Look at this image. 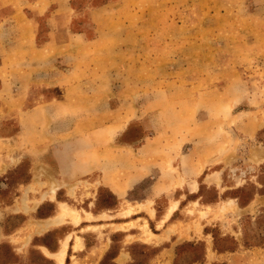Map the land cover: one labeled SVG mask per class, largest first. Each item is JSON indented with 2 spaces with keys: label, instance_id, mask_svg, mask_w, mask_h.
<instances>
[{
  "label": "rangeland",
  "instance_id": "rangeland-1",
  "mask_svg": "<svg viewBox=\"0 0 264 264\" xmlns=\"http://www.w3.org/2000/svg\"><path fill=\"white\" fill-rule=\"evenodd\" d=\"M17 1L23 4L24 24L12 20ZM0 13L9 31L4 56L10 80L17 83L25 63L46 64L50 69L44 76L74 81L39 90L47 97L69 92L60 109L71 113L51 123L43 110L31 115L24 122L28 143L51 132V144L61 146L66 161L91 169L62 182L61 223L55 230L32 235L33 219L49 213L50 206L0 217L1 232L18 230L16 241L25 245L13 250L2 240L0 264H55V255L44 257L38 245L54 249L58 239L70 236L76 243L63 264H115L128 255L134 259L128 264H150L156 246L124 238L123 232L138 228L150 234L145 219L132 217L142 227L129 215L142 208L140 199L157 170L199 171V195L206 201L217 196L207 187L213 170L222 173L223 187L238 185L223 195L237 196L241 204L257 190L264 194V0H0ZM67 28L93 42L74 40L64 52L33 50L48 39L47 32ZM21 31L25 37L20 39L27 42L35 36L33 48L17 44ZM33 155L30 151L0 179L6 202L24 184ZM40 159L53 160L48 152ZM135 174L142 179L133 184ZM118 176L127 190L121 197L101 181ZM65 190L71 197L63 195ZM161 203L158 198L154 204L158 214ZM125 217L127 222L120 223ZM211 231L218 247L231 246L217 227ZM81 240L86 247L76 250ZM96 241L106 245L97 254ZM201 248L198 242L176 246L174 264H190Z\"/></svg>",
  "mask_w": 264,
  "mask_h": 264
},
{
  "label": "crops",
  "instance_id": "crops-1",
  "mask_svg": "<svg viewBox=\"0 0 264 264\" xmlns=\"http://www.w3.org/2000/svg\"><path fill=\"white\" fill-rule=\"evenodd\" d=\"M20 5L23 4L19 1L13 4L14 10L11 16L12 20L16 18L18 23L24 24ZM89 14L91 16L92 11ZM3 18L4 14L0 13V179L2 177L6 179L7 171L20 164L30 151L36 152V155H33L30 166H28V176L24 184L16 189L18 193L15 192L7 202L0 197V217L14 212L29 214L42 206H50L49 213L32 218L35 221L31 226L32 235H44L55 230L61 223L58 222V214L61 212L63 204L62 199H59V195H62V182L88 173L91 169L86 167V169L79 170L80 167H77V163L73 162L72 158L66 161L62 157L61 146L51 144L54 138L51 132H47L48 136L44 134V138L38 134L37 139L28 143L24 122L31 115L43 110L42 113L49 118L51 123V118L55 116L66 118L71 113L69 108L60 109L61 105L68 102L71 95L69 92L58 97H47L39 90L43 89L44 91L54 85L65 86L68 81H74L69 80L68 77L44 76L43 74H46L50 69V66L47 67L46 64L42 67L31 65L25 67V63L19 67L20 79H15L17 83L10 80L8 69L5 68L4 56L9 48L6 42L9 39V31L3 29L5 25V21H2ZM98 30L97 37L101 34V30ZM46 36L48 39L40 47L34 49L31 42L35 41V36L31 34L29 42H27L20 39L25 37V32L21 31L16 35L19 38L17 44L26 48L27 43L28 47L33 48L36 52L45 47H55L53 51L63 48L64 52L68 50L74 40L93 42L86 37V33L71 32L69 28L49 31ZM32 70L40 72L41 75H36L37 72L34 73ZM30 100L34 101L28 106ZM39 102L44 103L40 105ZM40 107L42 109H39ZM44 152H48L53 159L51 163L46 162V159L45 161L40 159V154L43 155ZM260 159L262 160L263 157ZM49 171L51 172L49 173ZM198 173L199 171L189 170L185 174L178 172L177 175L174 172L157 170L146 197L140 199L142 208L129 215L130 219L136 221L135 223H140L142 227H145V224H141V220H135L132 217L134 215L137 216L135 218L145 219L146 228L150 234H144L136 228L135 233L123 232V237L131 235L132 239L145 241L152 247L156 246L154 255L156 258L150 264H174V259L177 257L176 246L180 244L193 246L197 242L202 248L199 255H193L195 258L190 264H264V194L257 190L247 202L241 204L238 202L237 196L223 195L229 188L238 185L223 187L222 173L213 170L207 174L211 183L207 187L215 189L217 196L206 201L199 195L201 185ZM133 179L132 183L136 184L142 177L137 175ZM101 181L117 197H121L127 191L124 188L125 182L122 177L118 176L110 182H105L104 177H101ZM63 195L71 197L67 190L63 192ZM158 198L162 200L159 214L154 205ZM123 219L119 222H127L126 217ZM26 222L28 219L23 224ZM150 223L153 224V227L150 226ZM213 227L220 230L219 235L222 238L232 241L230 247L217 246L215 234L211 231ZM1 230L2 227H0V242L6 240L11 244L13 250H23L25 245L16 241L19 240L15 236L18 230L11 232H1ZM75 243L73 236H70L65 241L64 238L58 239L54 249L49 248L45 243H40L38 246L44 257L52 259V256L55 255V264H59L57 256L63 249L60 255L61 264H63L64 254ZM99 245L101 242L96 241L94 245L96 254L106 248V245L103 248ZM85 247L86 243L81 240L76 250H82ZM189 254H186L187 257L190 256ZM132 260L134 259L128 255L121 260H116L115 264H128Z\"/></svg>",
  "mask_w": 264,
  "mask_h": 264
},
{
  "label": "bare ground",
  "instance_id": "bare-ground-1",
  "mask_svg": "<svg viewBox=\"0 0 264 264\" xmlns=\"http://www.w3.org/2000/svg\"><path fill=\"white\" fill-rule=\"evenodd\" d=\"M62 252H63V249H61V250L59 251L58 256H57L59 264L62 263V261H61V259H60V255L62 254Z\"/></svg>",
  "mask_w": 264,
  "mask_h": 264
}]
</instances>
